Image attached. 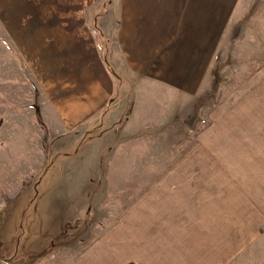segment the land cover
<instances>
[{
	"label": "rangeland",
	"instance_id": "374dc122",
	"mask_svg": "<svg viewBox=\"0 0 264 264\" xmlns=\"http://www.w3.org/2000/svg\"><path fill=\"white\" fill-rule=\"evenodd\" d=\"M102 1L105 5L110 0ZM233 5L198 92L190 97L168 96L160 90L159 102L147 103L154 118L127 123L128 127L142 128L141 133L128 137V142L121 138L122 144L106 147L80 145L90 136L61 130L50 102L43 99L35 73L7 39L0 22V264H76L80 256L90 257V264H111L119 257H124L120 264H137L134 248L129 247L136 242V234L143 232L119 227L135 204L140 205L136 217L134 214L130 219L146 223L151 211L155 214L151 222L162 219L159 221L166 223L169 219V224L172 216H162L165 210L151 209L165 207L170 197L168 184L174 189L175 203L181 204L186 194L215 191L219 179L199 166V154L205 153L199 151L206 148L209 138L203 130L214 125L215 112L240 109V105L231 104L233 97L255 101L248 106L256 127L262 128L264 113V0H235ZM100 25L93 19L91 30L100 45L106 46L103 33L106 37L108 25L105 29ZM103 57L117 76L106 50ZM246 97L249 100H243ZM109 106L102 109L101 120ZM128 110L124 109L112 129L125 126ZM52 124L57 125L59 134ZM256 140L262 145V139ZM252 147L248 152L251 158L256 162L263 154L264 159V153L256 151L255 144ZM223 155L238 170L233 155ZM232 168H224L220 176L224 199L230 193ZM158 187L160 199L145 200L141 208V198L154 194ZM190 199L192 208L196 196ZM208 210L206 217L216 214L222 219L224 213ZM181 213L175 216V223H183ZM199 233L203 232L196 231L191 239L179 242V251L192 249ZM148 241L145 236V243ZM227 264L249 263L245 257H235Z\"/></svg>",
	"mask_w": 264,
	"mask_h": 264
},
{
	"label": "crops",
	"instance_id": "0c3cea01",
	"mask_svg": "<svg viewBox=\"0 0 264 264\" xmlns=\"http://www.w3.org/2000/svg\"><path fill=\"white\" fill-rule=\"evenodd\" d=\"M234 1L110 0L103 5L102 0H0V22L4 23L7 39L35 73L43 99L47 100L44 102H50L61 130L89 135L80 145L106 147L122 144L121 138L128 142V137L141 133L142 128L128 127L127 123L154 118L147 103H158L161 92L187 97L198 92ZM95 18L101 29L108 25L106 37L103 33L106 46L100 45L91 30ZM103 49L117 76L107 68ZM232 100L231 104L240 105V109L214 113V125L203 130L209 136L206 148L199 151L205 152L199 154V166L213 179H219L215 191L208 195L203 190L190 196L183 194L181 204L175 203L174 189L168 184L170 197L165 207L151 209L165 210L162 216H172L171 223L169 219L166 223L159 221L162 219L151 222L155 215L151 211L153 215L145 219L146 223L130 219L134 214L136 217L139 203L121 219L124 223L119 227L143 232L136 234V242L129 247L134 248L135 263L227 264L235 257H245L249 264H264V159L261 154L255 162L248 153L254 144L256 151L264 153V113L262 128L256 127L248 106L255 101L242 102L239 97ZM108 103V112L101 120L102 109ZM126 108L129 113L125 126L112 129ZM52 125L58 133L57 125ZM256 137L262 139V145ZM223 153L233 155L238 170ZM230 167L231 189L224 199L220 176L224 168ZM159 188L141 198V208L145 200L160 199ZM194 196L191 208L187 200ZM196 200L198 203H193ZM208 209L224 213L222 219L216 214L206 217ZM180 210L183 223H175ZM196 231L203 232L197 235L196 244L181 253L180 243L191 239ZM145 236L149 237L147 243ZM123 258L109 263L120 264ZM76 264H90V257H77Z\"/></svg>",
	"mask_w": 264,
	"mask_h": 264
}]
</instances>
